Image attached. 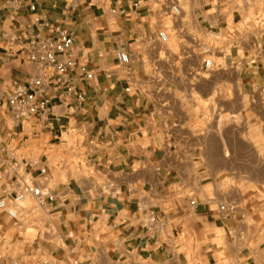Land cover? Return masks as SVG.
<instances>
[{"label": "crops", "instance_id": "obj_1", "mask_svg": "<svg viewBox=\"0 0 264 264\" xmlns=\"http://www.w3.org/2000/svg\"><path fill=\"white\" fill-rule=\"evenodd\" d=\"M44 21L95 78L82 108L17 124L6 94L39 73L20 49ZM0 140V194L42 167L55 194L0 229V264H264V0H0Z\"/></svg>", "mask_w": 264, "mask_h": 264}, {"label": "built area", "instance_id": "obj_2", "mask_svg": "<svg viewBox=\"0 0 264 264\" xmlns=\"http://www.w3.org/2000/svg\"><path fill=\"white\" fill-rule=\"evenodd\" d=\"M29 8L34 11L36 3L33 2ZM120 10L122 13L126 12V9ZM174 12L179 15V7L175 6ZM43 25L48 30V34L43 35L38 32L30 35L20 49L23 54L22 60L36 63L39 66V73L26 83L14 85L6 94L7 104L17 124H23L32 116L48 115L55 100L67 101V98L73 97L75 107L82 108L86 95L78 85L82 81H91L95 78L94 70L87 59L77 54L74 47V33L65 24L44 21ZM158 35L163 41L168 40L165 31H159ZM16 39L17 36L12 37L13 41ZM116 57L122 63L130 62L128 53L123 50L116 51ZM205 65L209 68L212 61L206 60ZM6 151L0 140V182L9 168L5 157ZM2 167L4 170L1 169ZM46 174L47 168L42 167L40 168L42 176L39 179L35 176L23 178L20 175L17 190L6 189L0 194V213H6L10 218L18 220L24 203L29 199H33L39 208L48 207L55 200V194L46 185ZM138 210L143 212V207L139 206ZM139 219L150 231L160 223L153 211L141 213ZM73 264H78V260H74Z\"/></svg>", "mask_w": 264, "mask_h": 264}, {"label": "rangeland", "instance_id": "obj_3", "mask_svg": "<svg viewBox=\"0 0 264 264\" xmlns=\"http://www.w3.org/2000/svg\"><path fill=\"white\" fill-rule=\"evenodd\" d=\"M59 142H60L59 139H53L51 141H48V143H46L47 147L49 149L47 153H48L51 164L60 165L62 162V160L60 158L59 151L63 147V145H60ZM42 152L45 153L44 151H42ZM73 157L75 158L74 162L76 163L78 161L76 155L74 154ZM45 159L46 158L44 156V160ZM25 206H26V208L23 209L24 214H27L28 210L31 209L32 207L39 208L36 206L34 201L31 199L27 200V202L24 203V207ZM39 209H41V208H39ZM0 216H3L2 219H0V229H8V228L13 229V227L15 229L16 227H19V226L23 225L24 223L27 224V222H25L26 219H23V221L20 224L12 226V223L15 222L14 219L10 218L5 213H0ZM24 226L29 227V224L24 225Z\"/></svg>", "mask_w": 264, "mask_h": 264}]
</instances>
